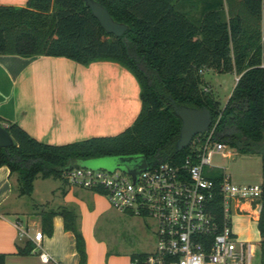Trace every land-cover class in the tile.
<instances>
[{"label": "trees", "instance_id": "1", "mask_svg": "<svg viewBox=\"0 0 264 264\" xmlns=\"http://www.w3.org/2000/svg\"><path fill=\"white\" fill-rule=\"evenodd\" d=\"M113 19L127 24L115 35L107 32L84 0H27L24 5L0 4V53L22 56H66L81 64L113 60L129 69L140 86V110L133 122L115 134L93 135L54 144L29 134L16 121L0 116L13 138L0 145V165L17 174L18 193L31 196L36 177L67 182L64 174L79 160L97 156L143 154L149 165L179 162L191 144L176 148L181 119L174 105L206 106L214 138L241 153L261 156L264 173V37L262 0H209L194 19L178 0H96ZM234 71L238 78L224 104L207 88L202 70ZM215 179L221 176L214 171ZM259 216L260 251L264 254V179ZM215 198V209L220 210ZM33 209L41 231L52 232V218L60 214L73 232L79 255L86 264L82 232L69 207ZM34 242L25 240L18 253H28ZM145 252L131 255L141 261ZM0 264L5 253L0 252Z\"/></svg>", "mask_w": 264, "mask_h": 264}, {"label": "crops", "instance_id": "2", "mask_svg": "<svg viewBox=\"0 0 264 264\" xmlns=\"http://www.w3.org/2000/svg\"><path fill=\"white\" fill-rule=\"evenodd\" d=\"M26 1L0 0V4L24 5ZM207 1L178 0L177 5L196 19L200 7ZM263 23L264 0L262 37ZM208 69L212 68H204L202 73ZM232 72L236 80L238 75ZM204 80L212 89L211 83ZM140 107L138 80L117 61L103 59L81 64L59 55L0 53V116L16 121L39 140L59 144L93 135L115 134L133 122ZM38 179H34L30 199L42 204L41 208L66 206L74 210L76 225L84 237L86 264H131L133 253L150 251L112 245L98 232L100 219L109 212L130 215L112 207L102 193L60 180L59 184H53L48 198L36 197ZM23 196L18 193L17 174L10 172L7 165H0V252L5 253V264H77L79 255L74 234L64 228L60 214L52 218L51 234L42 232L40 246L34 244L28 253L17 252L18 245L41 230L37 210ZM241 206L244 210L238 214L247 215L254 224L248 221L238 233L232 229L241 239L253 242L251 264H264L256 226L260 208L246 203ZM16 221L27 234H19ZM42 250L49 254L48 260L40 258Z\"/></svg>", "mask_w": 264, "mask_h": 264}, {"label": "built area", "instance_id": "3", "mask_svg": "<svg viewBox=\"0 0 264 264\" xmlns=\"http://www.w3.org/2000/svg\"><path fill=\"white\" fill-rule=\"evenodd\" d=\"M214 125L211 121L192 137L189 152L179 162L148 164L134 176L120 168L82 165L65 172L67 183L102 193L112 207L147 220L153 249L131 264H251L253 242L233 231L231 217L242 212L245 203L260 208L261 181H233L212 163L216 155L232 156L230 146L214 138ZM216 169L221 171L217 180ZM15 224L20 235L27 234L18 221ZM42 235L37 230L29 239L40 246ZM39 256L49 259L43 250Z\"/></svg>", "mask_w": 264, "mask_h": 264}, {"label": "rangeland", "instance_id": "4", "mask_svg": "<svg viewBox=\"0 0 264 264\" xmlns=\"http://www.w3.org/2000/svg\"><path fill=\"white\" fill-rule=\"evenodd\" d=\"M264 32V23H263ZM204 79L211 83L212 93L219 100L220 104H224L228 95L230 94L234 84L235 76L232 71L218 72L214 69H208L203 74ZM210 86L208 85L207 88ZM232 151L231 157H222L216 155L212 159V163L221 167L228 173L233 181L236 182H260L264 179V174L261 169V156L257 153H241L233 147H229ZM79 165L89 166L92 168H105L113 170L121 167L116 165L115 156H97L79 160ZM60 179L52 177H41L36 182L37 189L35 191L36 197L50 196V189L53 184H59ZM26 200H31L30 204L33 207L35 202L31 196L24 195ZM250 221L253 226L254 220L247 215L238 214L234 212L231 217L232 228L238 233L240 228L246 226ZM98 232L104 235L112 245L133 246L138 250H152L154 246V235L150 227H147V220L139 216H130L127 214L116 212H109L103 216L99 221Z\"/></svg>", "mask_w": 264, "mask_h": 264}, {"label": "water", "instance_id": "5", "mask_svg": "<svg viewBox=\"0 0 264 264\" xmlns=\"http://www.w3.org/2000/svg\"><path fill=\"white\" fill-rule=\"evenodd\" d=\"M84 2L107 32L120 35L126 30L127 24L113 19L104 5L96 0H84ZM174 110L181 119L179 137L176 141V148L181 149L189 144L195 134L208 128L211 123V113L206 106L174 105ZM12 143L11 134L0 123V145L4 146ZM115 158L116 165L133 176L140 173L148 165V161L143 154L119 155L115 156Z\"/></svg>", "mask_w": 264, "mask_h": 264}]
</instances>
